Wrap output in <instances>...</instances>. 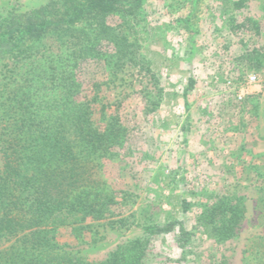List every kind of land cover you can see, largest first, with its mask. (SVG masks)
Here are the masks:
<instances>
[{"label":"rangeland","instance_id":"1","mask_svg":"<svg viewBox=\"0 0 264 264\" xmlns=\"http://www.w3.org/2000/svg\"><path fill=\"white\" fill-rule=\"evenodd\" d=\"M27 1L0 0V7ZM173 2L142 3L139 51L151 74L128 67L112 82L96 60L78 70L79 100L97 96L94 123L102 127V116H111L124 130L101 171L115 198L111 222L121 221L94 224V239L88 231L78 239L67 228L57 233L65 249L90 262L141 225L159 227L146 264H240L242 251L264 240V0H183L178 11ZM7 63L3 56L0 77ZM226 72L243 82L256 77L242 102L221 92ZM242 194L248 212L240 236L219 243L202 211Z\"/></svg>","mask_w":264,"mask_h":264},{"label":"trees","instance_id":"2","mask_svg":"<svg viewBox=\"0 0 264 264\" xmlns=\"http://www.w3.org/2000/svg\"><path fill=\"white\" fill-rule=\"evenodd\" d=\"M143 1L28 0L0 7V59L8 60L0 77V264H146L155 224L141 225L99 262L57 239L60 228L94 239V224L121 221L111 222L115 198L101 171L124 130L111 116H102V127L94 123L97 96L79 100L77 75L87 60L101 62L112 82L128 67L150 73L139 51L147 29ZM182 2L175 0L172 11ZM104 111L101 106L99 114ZM247 212L244 194L221 197L202 219L225 244L239 238ZM262 242L249 244L240 264H264Z\"/></svg>","mask_w":264,"mask_h":264},{"label":"built area","instance_id":"3","mask_svg":"<svg viewBox=\"0 0 264 264\" xmlns=\"http://www.w3.org/2000/svg\"><path fill=\"white\" fill-rule=\"evenodd\" d=\"M255 78L256 77L254 75H249L244 79V82L242 81L237 86L234 83V80H232V76L226 72V76L222 82L221 92L224 94H232L237 99V101L242 102L245 98L246 85L256 84L257 80Z\"/></svg>","mask_w":264,"mask_h":264}]
</instances>
